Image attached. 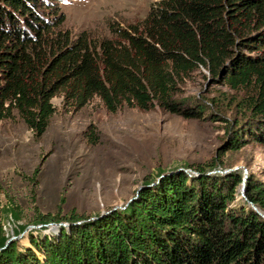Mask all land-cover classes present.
Here are the masks:
<instances>
[{
    "label": "trees",
    "instance_id": "obj_1",
    "mask_svg": "<svg viewBox=\"0 0 264 264\" xmlns=\"http://www.w3.org/2000/svg\"><path fill=\"white\" fill-rule=\"evenodd\" d=\"M39 2L0 0V122L15 110L39 140L56 97L70 113L98 99L111 114L162 110L204 120L208 113L215 121L207 111L214 99L178 98L203 68L209 82L252 89L241 103L249 116L229 129L236 139L228 150L244 146L240 133L264 144V0H159L135 25L111 26L98 38L72 36L61 15L38 14ZM85 136L97 144L93 127ZM219 164L196 165L198 178L171 173L152 189L147 180L137 201L94 221L40 215L34 225L61 226L53 238L30 235L33 249L6 245L0 226V264H264V218L250 206L264 215V187L247 181L245 200L232 206L242 179L206 175Z\"/></svg>",
    "mask_w": 264,
    "mask_h": 264
},
{
    "label": "rangeland",
    "instance_id": "obj_2",
    "mask_svg": "<svg viewBox=\"0 0 264 264\" xmlns=\"http://www.w3.org/2000/svg\"><path fill=\"white\" fill-rule=\"evenodd\" d=\"M157 1L40 0L37 10L44 17L61 15L63 28L72 36L87 31L98 38L109 33L111 26L135 25ZM48 7L56 8L54 13ZM238 53L256 55L244 49ZM251 90L234 91L209 82L203 68L194 72L178 98L214 99L207 111L219 116L215 121L208 113L204 120L185 119L162 110L123 108L111 114L98 99L70 113L63 109L62 98L56 97L52 104L57 111L39 140L14 110L9 119L0 122V226L9 239L6 245L15 241L33 249L30 235L41 240L55 237L57 230L51 231L52 225L33 224L40 215L73 212L94 221L122 212L139 199V188L152 189L171 173L198 178L196 165L213 158L220 164L207 176H241L232 204L238 206L245 200L247 181L264 187V144L240 133L238 142L244 146L228 150L236 139L228 134L229 129L249 116L241 103ZM90 126L98 139L95 145L85 136ZM147 180L154 182L145 187ZM62 225L69 228V223Z\"/></svg>",
    "mask_w": 264,
    "mask_h": 264
},
{
    "label": "water",
    "instance_id": "obj_3",
    "mask_svg": "<svg viewBox=\"0 0 264 264\" xmlns=\"http://www.w3.org/2000/svg\"><path fill=\"white\" fill-rule=\"evenodd\" d=\"M141 189H142V188H139V189H138V192H139ZM243 197L245 198L244 194H243ZM250 206L253 208L254 211H256L258 214H260L262 217H264L259 211L256 210V207H255L253 204L250 203ZM101 216H103V215H101ZM52 226H55V227L58 228L59 226H61V224H53Z\"/></svg>",
    "mask_w": 264,
    "mask_h": 264
},
{
    "label": "bare ground",
    "instance_id": "obj_4",
    "mask_svg": "<svg viewBox=\"0 0 264 264\" xmlns=\"http://www.w3.org/2000/svg\"><path fill=\"white\" fill-rule=\"evenodd\" d=\"M55 228H56L55 226H52L50 230L55 231L56 230Z\"/></svg>",
    "mask_w": 264,
    "mask_h": 264
}]
</instances>
